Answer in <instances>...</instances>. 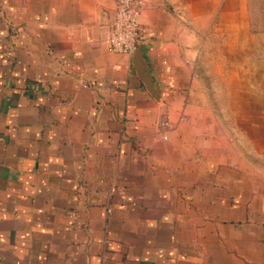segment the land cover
I'll use <instances>...</instances> for the list:
<instances>
[{
  "label": "crops",
  "instance_id": "obj_1",
  "mask_svg": "<svg viewBox=\"0 0 264 264\" xmlns=\"http://www.w3.org/2000/svg\"><path fill=\"white\" fill-rule=\"evenodd\" d=\"M253 1H143V76L105 44L115 0H0V264H264L249 160L193 110Z\"/></svg>",
  "mask_w": 264,
  "mask_h": 264
},
{
  "label": "rangeland",
  "instance_id": "obj_2",
  "mask_svg": "<svg viewBox=\"0 0 264 264\" xmlns=\"http://www.w3.org/2000/svg\"><path fill=\"white\" fill-rule=\"evenodd\" d=\"M253 2L245 23L210 32L198 72V92L209 100L193 110H206L209 127H223L226 140L238 139L264 194V0ZM232 129L237 135H228Z\"/></svg>",
  "mask_w": 264,
  "mask_h": 264
},
{
  "label": "built area",
  "instance_id": "obj_3",
  "mask_svg": "<svg viewBox=\"0 0 264 264\" xmlns=\"http://www.w3.org/2000/svg\"><path fill=\"white\" fill-rule=\"evenodd\" d=\"M115 17L105 44L110 52L133 56L141 36L142 0H115Z\"/></svg>",
  "mask_w": 264,
  "mask_h": 264
},
{
  "label": "water",
  "instance_id": "obj_4",
  "mask_svg": "<svg viewBox=\"0 0 264 264\" xmlns=\"http://www.w3.org/2000/svg\"><path fill=\"white\" fill-rule=\"evenodd\" d=\"M144 54H145L144 44L141 42V40H139L138 50H137L136 54L134 55V64L143 76H144V72H143ZM145 80H146V78H145Z\"/></svg>",
  "mask_w": 264,
  "mask_h": 264
}]
</instances>
